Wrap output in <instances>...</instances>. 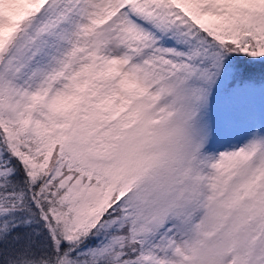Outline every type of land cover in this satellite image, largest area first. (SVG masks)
Listing matches in <instances>:
<instances>
[{
	"label": "snow or ice",
	"instance_id": "6c2138e0",
	"mask_svg": "<svg viewBox=\"0 0 264 264\" xmlns=\"http://www.w3.org/2000/svg\"><path fill=\"white\" fill-rule=\"evenodd\" d=\"M0 264H264V0H0Z\"/></svg>",
	"mask_w": 264,
	"mask_h": 264
}]
</instances>
